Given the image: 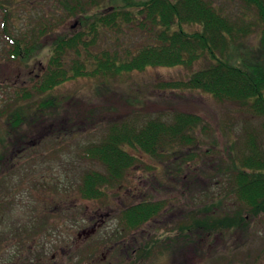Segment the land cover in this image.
I'll use <instances>...</instances> for the list:
<instances>
[{
    "label": "trees",
    "instance_id": "16d2710c",
    "mask_svg": "<svg viewBox=\"0 0 264 264\" xmlns=\"http://www.w3.org/2000/svg\"><path fill=\"white\" fill-rule=\"evenodd\" d=\"M9 1L0 0L3 58L25 63L45 48L50 49V55L32 87L20 88L9 104L0 107V121L6 125L0 136L3 149L9 150L18 140L20 145L28 146L29 141L26 143L27 138L20 132L39 121H57L62 102L52 92L65 83L89 79L103 89L108 80L134 72L149 68L192 69L203 61L205 66L187 80L161 86L171 92L208 94L219 103L236 106L240 113L259 120L260 125L247 127L242 144L233 143L229 152L232 157L225 167L230 183L228 199H233L235 208L220 214L212 203L203 213L204 218L194 221L190 229L201 225L208 227V232L234 231L245 228L249 219H259L264 226V0H242L249 12L236 18L212 0H57L56 5L64 14L51 15L26 28L13 24ZM250 11L255 17H250ZM70 19H77L75 30L64 27V21ZM186 24L195 29L185 31ZM129 32L144 33L150 41L136 47L126 45ZM255 34L259 45L249 48L244 40ZM140 117L133 114L110 122L103 126L99 142L81 150L80 158L96 162L101 168L81 175L75 188L81 201L108 206L115 188L124 183L131 169L141 165L137 153L169 159L178 156V149L199 144L197 129L202 120L198 116L175 112L166 120ZM70 120L75 124V120ZM210 129L208 125V135H212ZM15 148L12 151L18 155ZM215 149L218 148L208 149V158ZM7 152L0 150L3 172L7 169L4 165L15 158ZM188 158L193 160L195 155ZM14 167L12 163L14 176L32 178L31 172L20 174L25 167ZM151 168L148 166L147 170ZM2 183H8L7 178ZM35 190L43 191L44 196L51 193V197L59 193L61 203H67L69 191L54 190L42 177ZM230 206L227 204L228 209ZM165 208V202L133 204L121 211L120 223L126 232L136 230L161 215ZM96 251L97 247L91 248L92 253Z\"/></svg>",
    "mask_w": 264,
    "mask_h": 264
},
{
    "label": "rangeland",
    "instance_id": "374dc122",
    "mask_svg": "<svg viewBox=\"0 0 264 264\" xmlns=\"http://www.w3.org/2000/svg\"><path fill=\"white\" fill-rule=\"evenodd\" d=\"M56 1L10 0L8 6L13 24L26 28L33 23L36 25L37 21L42 22L46 17L51 18V15L61 16L64 12L56 5ZM212 1L231 18L249 12L242 0ZM250 13V17H255L253 11ZM64 22L61 25L64 23L68 30L77 28V19ZM1 24L0 17V107L4 108L20 88L32 87L34 78L41 74L48 62L50 49L45 48L25 63L4 59L1 54L5 44ZM183 29L193 31L195 27L193 29L186 24ZM125 39L126 45L132 47L150 41L149 36L138 32L127 33ZM244 44L249 48H256L259 36L255 34L247 38ZM204 66L205 62L201 61L192 69L149 68L121 79L108 80L103 89H99L98 82L89 79L65 83L52 92L62 102L60 113L56 116L57 121H39L33 128L20 132L27 138L25 142L29 141L28 146L20 145L18 140L6 150L0 141V150L8 151V156L15 157L4 165L7 168L5 172L0 168V187L5 193L11 191L14 199L10 200L17 202L15 209L23 216L24 224H28V216L33 210L38 220L37 241L47 243L48 247L63 245L61 241H68L69 246H72L68 249V264H98L94 256L85 260H80L79 257V252H83L89 245L83 243L85 235L82 233L89 227L86 224L88 210L90 215L99 207L102 213L110 212L106 235L96 236L91 240L106 243L113 232L123 228L119 219L123 209L141 200L165 202L164 212L146 223V264H264V226L259 219H249L245 228L234 231L216 229L208 232V227L201 225L190 229L194 221L204 218L203 213H206L208 205H213L212 203L216 204L220 214L235 208L233 199H228L230 183L225 167L230 164L232 157L229 152L233 143L242 144L247 127L256 128L260 125L259 120L240 113L236 106L219 103L208 94L198 91L171 92L161 86L167 82L187 80L193 72ZM175 112L198 116L202 120L197 129L199 144L196 147L178 149V156L169 159L135 154L142 160L141 165L130 170L121 185L122 189L115 188L117 195H113L108 206L83 202L78 198L75 188L81 175L88 170L100 168L96 162L80 158V152L86 146L101 140L103 126L130 118L133 114H140V119L143 120L157 117L166 120ZM70 118L76 121L75 124H72ZM208 125L212 135H208ZM5 126L0 121V136L4 135ZM16 145L19 146L13 147ZM214 147L218 149L213 150L214 154L208 158V149ZM14 148L18 155L12 151ZM192 154L195 159L190 160L188 157ZM19 155L22 158H17ZM12 163L15 164V169L25 167L26 170H21L20 174L23 171L31 172L32 178L14 176ZM148 166L154 169L147 170ZM179 168L183 169L181 173L177 172ZM40 177L50 183L54 190L62 193L69 191L67 203H61L59 193L50 199L48 194L44 196L43 191L31 189L39 182ZM5 178L8 183L3 185L2 180ZM59 188L63 190L60 191ZM227 204L231 205L229 209ZM54 252L55 249L50 250L48 256ZM139 257L140 252L137 253L138 260ZM84 258L85 254L82 256Z\"/></svg>",
    "mask_w": 264,
    "mask_h": 264
},
{
    "label": "flooded vegetation",
    "instance_id": "af4514ba",
    "mask_svg": "<svg viewBox=\"0 0 264 264\" xmlns=\"http://www.w3.org/2000/svg\"><path fill=\"white\" fill-rule=\"evenodd\" d=\"M31 189L35 190V187ZM115 194L116 192L113 193L114 197L117 195ZM10 195H12L11 191L5 193L0 187V264H68V249L72 247L69 246L68 241H61L62 244L64 243L63 245L55 244L51 247H48L47 243L43 244L41 241H37V218L33 214V210L28 216V224H24L23 216L21 217L15 209L17 202L10 200L14 199V196ZM8 196L10 198L7 199ZM47 197L51 199V194ZM31 200L34 199L31 197ZM31 200L30 203H32ZM142 202L141 200L135 204ZM86 217V224L89 227L82 231L85 235L83 243L89 245L83 249V252H79L80 260L94 256L98 260V264H146L148 254L145 237L146 224L128 232L120 227L118 231L111 232L110 238L107 239L108 242L105 243L102 240L92 242V238L106 235L110 212L102 213L99 207L92 215L88 210ZM92 247H97L95 253L91 252ZM52 249H55L54 254L48 256ZM84 251L87 252L84 253ZM138 252H140L139 260ZM84 254L85 258L82 259Z\"/></svg>",
    "mask_w": 264,
    "mask_h": 264
}]
</instances>
